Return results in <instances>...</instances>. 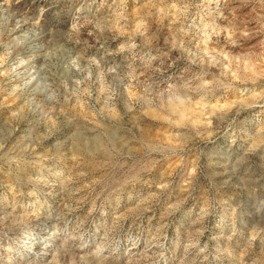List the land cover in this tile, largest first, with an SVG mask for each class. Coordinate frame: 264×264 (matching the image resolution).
I'll return each instance as SVG.
<instances>
[{"label": "rangeland", "instance_id": "374dc122", "mask_svg": "<svg viewBox=\"0 0 264 264\" xmlns=\"http://www.w3.org/2000/svg\"><path fill=\"white\" fill-rule=\"evenodd\" d=\"M0 264H264V0H0Z\"/></svg>", "mask_w": 264, "mask_h": 264}]
</instances>
